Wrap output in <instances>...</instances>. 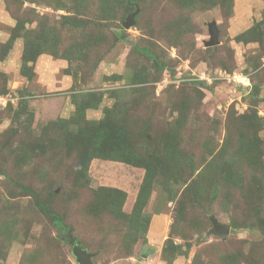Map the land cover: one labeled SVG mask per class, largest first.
Returning <instances> with one entry per match:
<instances>
[{
    "label": "rangeland",
    "instance_id": "obj_1",
    "mask_svg": "<svg viewBox=\"0 0 264 264\" xmlns=\"http://www.w3.org/2000/svg\"><path fill=\"white\" fill-rule=\"evenodd\" d=\"M132 1L0 0V264H77L36 196L93 264H264V0Z\"/></svg>",
    "mask_w": 264,
    "mask_h": 264
},
{
    "label": "water",
    "instance_id": "obj_2",
    "mask_svg": "<svg viewBox=\"0 0 264 264\" xmlns=\"http://www.w3.org/2000/svg\"><path fill=\"white\" fill-rule=\"evenodd\" d=\"M138 13V9H135L134 12L130 13L125 21L123 22V27L125 29L129 28L134 24V17ZM208 34H209V40L205 42V46H213L217 43L216 37H217V30L215 28V24L212 23L211 25L208 26ZM211 229L208 231V235H219L222 238H225L229 232L230 228L227 225H224L220 223L218 220L211 218ZM65 240L67 241L68 244L71 245V252L72 255L75 259V262L77 264H93L91 262V255L87 253L85 249H82L81 244L71 236V231H67L65 234ZM152 246H145V248H150Z\"/></svg>",
    "mask_w": 264,
    "mask_h": 264
},
{
    "label": "trees",
    "instance_id": "obj_3",
    "mask_svg": "<svg viewBox=\"0 0 264 264\" xmlns=\"http://www.w3.org/2000/svg\"><path fill=\"white\" fill-rule=\"evenodd\" d=\"M127 3L128 4H131L132 5V8H131V13L135 11V9H138L137 8V4L133 3L132 0H127ZM138 12H139V9H138ZM137 16H138V13L135 15L134 17V24L136 23V19H137ZM133 24V25H134ZM123 40V36L120 35H116V41L119 42L120 40ZM134 50L137 51V52H142L144 55L146 56H152L150 51L146 48L144 49H139V48H136L134 47ZM27 62H30V61H27ZM162 67V66H161ZM194 83H197V84H202L201 81H193ZM24 191H29L28 189L26 188H23L21 187ZM35 205L36 207L43 213L45 214L46 216H48L51 220V223L57 228L58 230V236L65 239V234L67 232V229L65 227V224L63 223V220L61 219V217L56 214L55 212L51 211L49 209V206L46 202H43L39 196H36L35 197Z\"/></svg>",
    "mask_w": 264,
    "mask_h": 264
},
{
    "label": "crops",
    "instance_id": "obj_4",
    "mask_svg": "<svg viewBox=\"0 0 264 264\" xmlns=\"http://www.w3.org/2000/svg\"><path fill=\"white\" fill-rule=\"evenodd\" d=\"M153 235H155V234H153ZM152 238H154V237H152ZM152 238H151V239H152Z\"/></svg>",
    "mask_w": 264,
    "mask_h": 264
}]
</instances>
